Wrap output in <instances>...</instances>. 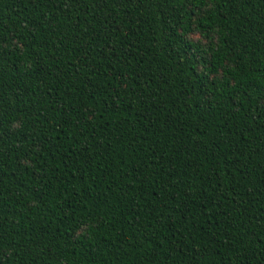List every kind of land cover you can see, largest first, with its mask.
<instances>
[{
	"label": "trees",
	"instance_id": "obj_1",
	"mask_svg": "<svg viewBox=\"0 0 264 264\" xmlns=\"http://www.w3.org/2000/svg\"><path fill=\"white\" fill-rule=\"evenodd\" d=\"M0 264H264V0H0Z\"/></svg>",
	"mask_w": 264,
	"mask_h": 264
}]
</instances>
